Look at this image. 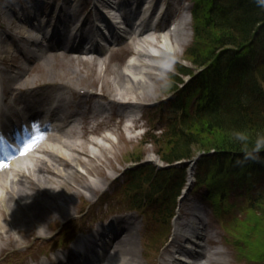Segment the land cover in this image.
<instances>
[{
  "label": "rangeland",
  "instance_id": "rangeland-1",
  "mask_svg": "<svg viewBox=\"0 0 264 264\" xmlns=\"http://www.w3.org/2000/svg\"><path fill=\"white\" fill-rule=\"evenodd\" d=\"M56 2L60 4L61 0H56ZM63 2L64 1H62V3ZM68 5H70V3H68ZM12 8H15V6H12ZM6 12L13 14V11L8 10L6 7V3L0 4V18L3 23H9L8 17L5 16ZM172 36H174V33H172ZM191 40L192 36L186 47L191 43ZM126 56L123 52L116 53L109 61V65L107 66L109 71L106 73H104L105 67H102L100 64H87L88 62L83 61L87 64L86 65L83 64L81 60L72 59L70 56H59L57 59L50 58L46 60L44 66L39 65L35 67L29 76H39L46 81L53 79L73 80L76 88L91 87L99 90L103 89L104 92L109 93V91L115 89V83L109 86L106 81L109 79L113 81L114 76H116L115 72L120 75L119 84H123L124 66L121 64V61L124 62ZM181 57L182 56L178 57V59ZM169 65L172 69L174 68V62ZM79 69H83L82 71L86 72L87 75L85 76L84 74L79 78H74L75 75H81L75 74V71ZM166 76V73H164L162 78H156L155 75H153V86L147 89H137L134 94L136 96L138 94L140 97H146V100L151 103L154 102L155 104L163 96L162 84L167 80ZM124 84L126 83L124 82ZM143 119V122L136 123L140 128L139 130H133L132 128L128 130L127 126H119V124H116L118 126L113 129L97 131L96 134H94L92 139L97 143H89L88 146L90 153L96 161H90L87 160L86 157L84 158L86 159L85 161H88V167L92 168L94 165L100 166L95 167L96 172L94 171L95 174L90 179L92 185L96 187L97 190L93 191L81 188V195L77 196L71 194L72 200H70L67 196L68 192L66 189L57 188L56 185H54L51 189L57 193V195L55 194L56 198L54 200L49 198L50 200L47 201L51 203V205L41 204L35 206V210L38 211V220L33 219V217L29 215L25 216L24 211L15 204L13 206L18 210L16 214H12L11 212L8 215L6 213L7 211H2L0 232L3 231V233L0 234V264H27L32 259H38L41 254L51 247L63 245L62 241L70 238L76 230H87L95 220L102 216L109 217L112 214L114 211L113 209L118 206V204H116L118 200L113 193L123 179L121 173L124 170L125 162L131 159V157L140 156L142 152H148L149 156H147V158H150L153 151L151 145L144 146L143 144L145 141L143 133L150 126L146 116ZM158 125L160 126L162 124L160 123ZM71 135L77 139L78 143L81 142L79 139H82L80 136L83 135L77 133ZM89 136L90 135L86 134L84 137ZM218 142L222 141L218 139ZM220 144L224 145V143ZM70 153L74 155V157L77 156L76 152H71L70 150ZM45 158H48L49 162L51 161L49 155L45 156ZM55 161L57 162L56 165L58 164L56 168L60 167L62 171V166L59 164V161ZM227 161L226 166L221 165L223 168L222 170L231 169L234 171H229L225 175L226 179L223 186L220 185L218 187V185L215 184L214 188L218 187L217 189H220L226 187L230 194L232 191V199L227 202V205H231L230 213L231 216H233L240 203L237 201V199H239V197H237L238 192L241 191L243 193L246 188L251 191L253 187L255 190H258L264 184V170L256 173L250 170L253 165L247 162L246 166H250V169L248 171H238L234 168H236V166L238 167L239 163H235L236 166L228 168V163L234 162L230 161V159ZM51 162H53V160ZM254 164L264 166V158L254 160ZM81 167L77 165V168H80L79 171L86 169L85 166ZM100 170H103L104 173L100 172ZM75 171L78 172L75 169H68L65 172L76 173ZM107 174L109 178L106 177ZM52 178L55 179V183L57 182L59 186L62 179L60 177ZM195 193L193 198H199L198 196L200 193ZM239 195H241V193ZM53 202L56 203L54 207L52 204ZM250 206L251 207H247L246 214L241 220V223L237 225L236 229L231 227L233 230L232 237L226 236L227 232L224 229L225 221L220 218L221 224L215 219V222H218L217 226L220 232V244L217 249H223V252L216 256L217 260L215 259L216 261L213 262V264H224L222 263L223 260H225V264H264V201L260 202L258 205L252 204ZM54 209L68 212L66 215L55 218L52 216ZM19 214H21V218H19ZM129 224H131V226H136V228L133 227L131 231L132 235L129 238L126 237L122 245L115 246L112 253L110 252L112 258H114V256L115 258L120 257L122 260L124 258H129L134 260V262L136 261L135 264H147L146 257L144 256L145 251L143 249L141 219L139 217H131L129 219ZM19 228H24V231L19 230ZM5 229L9 230V239L5 237V235H7L4 232ZM40 236H43V238L38 239ZM50 236H54L53 239H51ZM225 238L229 239L231 245ZM234 241L238 243L233 246L232 244ZM161 251L163 252V250ZM155 255L156 253L150 256V262L148 264H157L156 258L161 254L158 257Z\"/></svg>",
  "mask_w": 264,
  "mask_h": 264
},
{
  "label": "trees",
  "instance_id": "trees-1",
  "mask_svg": "<svg viewBox=\"0 0 264 264\" xmlns=\"http://www.w3.org/2000/svg\"><path fill=\"white\" fill-rule=\"evenodd\" d=\"M195 33V43L187 54L197 66L208 67L176 101L183 112L176 114L163 151V159L170 163L191 157L193 147L244 151L245 142L233 135L237 130L248 134L249 146L258 134H264V89L260 82L264 83V5L258 0H206L205 8L197 12ZM220 47L227 49L217 53ZM180 69L184 74L192 72ZM193 96L195 115H190L186 111ZM158 174L164 178L165 182L158 184L166 186L165 195L174 198L184 173L176 182L169 177L173 176L169 170ZM149 176L152 180L155 175ZM263 201L264 194L256 204Z\"/></svg>",
  "mask_w": 264,
  "mask_h": 264
},
{
  "label": "bare ground",
  "instance_id": "bare-ground-1",
  "mask_svg": "<svg viewBox=\"0 0 264 264\" xmlns=\"http://www.w3.org/2000/svg\"><path fill=\"white\" fill-rule=\"evenodd\" d=\"M111 0H97V3H100L102 7L110 6ZM152 7L151 11H155L156 9V2ZM166 1V0H165ZM105 10V9H103ZM33 13V11H32ZM31 13V14H32ZM154 13V12H153ZM28 14L29 20H21L24 22H27L30 24V21L33 22V18H35L33 15ZM102 13L100 11H97V15H101ZM44 12H39V18L42 17L43 21H39V25L36 28V35L30 34L27 30L25 31V34L21 36V38L26 41L27 43L34 42L37 45L41 44V41L45 38V36L39 37V32H42L44 30V26H47L49 24V18L44 19L45 17ZM73 16L74 18L71 23V29L75 31V29L78 28V16L79 13L76 8L73 9ZM35 20V19H34ZM31 25V24H30ZM33 26V25H32ZM26 29V28H25ZM92 31V29H91ZM38 32V35H37ZM44 32V31H43ZM93 32V31H92ZM181 32L177 33L175 32V38H176V44H172L170 34H161V35H154V40L151 39V41L147 40V38H140L139 39V48L138 51H141L142 53H138L139 56H141V69H147L152 68L151 64L149 63L151 59L155 57V54H159L160 52L157 50L160 46L166 48L168 51H176V53L180 54L182 53L184 46L188 42V37L181 38ZM40 38V39H39ZM13 45L16 46V42H13ZM152 49L155 51L154 57L151 56L148 51ZM11 52H14V47H12ZM2 56V53H0V57ZM37 56V55H36ZM35 56V57H36ZM54 59H57L59 57L58 53L53 54ZM157 58H161V56H158ZM36 59H40V61H37L38 63H41L43 58L37 56ZM78 60H81L80 57H77ZM146 59V60H145ZM44 60V59H43ZM155 60V59H153ZM146 61V62H145ZM104 61H101V65H103ZM83 64H86L82 62ZM105 63V62H104ZM79 64V63H75ZM87 64H93V62L89 61ZM86 64V65H87ZM95 64V63H94ZM139 69V65L137 66ZM133 69V68H131ZM138 69H133L134 74H137ZM83 70V69H82ZM81 69L78 71H75V74H81V75H75L74 78H79L85 74L86 72H83ZM141 71V70H140ZM139 71V72H140ZM106 73V69H105ZM122 74V73H120ZM114 79L111 81L110 79L106 81V83L111 86L115 83V89L111 90L113 94L111 95L112 98L110 102L115 106H118L121 104V98L126 99L127 97L132 96L135 99H141V97L137 94V96L134 94L137 89H146L150 87L149 83L147 81L138 80L134 84H124L125 78L123 76V84H119L120 81V75L119 73L115 72ZM101 76V75H100ZM147 78L149 79V82L153 78L152 75L146 74ZM23 75H21L20 79H22ZM142 81V82H141ZM37 79H32L31 83H36ZM126 83V82H125ZM23 85L28 86V84L23 82L22 80H15L13 83H8V87L12 92H16L23 88ZM73 80L67 81V83L58 84L56 85V88L52 90L51 96L58 98V102L61 100H65L67 102L72 101V92L75 89ZM37 88H40L39 86H32L29 87V90H35ZM130 95V96H129ZM93 99H108V96L106 94H99L98 92L93 95ZM78 103V102H75ZM65 106H68L66 104H63ZM76 109V108H75ZM75 109H69L75 110ZM65 112V111H64ZM76 112V111H75ZM67 113V112H66ZM72 114L73 112L70 111L67 113L69 116V119L67 118V115L64 114V117L61 119L63 123H67V127L69 129L77 131L80 126L77 124H72ZM69 120L71 123L68 124ZM54 126H57L55 124ZM85 131H89L87 127H85ZM95 131V130H90ZM82 139H79L81 142L78 143L77 139L71 134H67L66 138H62L60 135H56L55 137H47L44 139L43 142H40V148L41 152L49 154V157L53 160L52 163H48L46 160L37 159V161H42L41 164L36 163L33 167H30L27 164H24L26 167L23 169V165H19V167L15 164V167L13 166V176H9V174L5 173V175H0V223H1V217H2V211H7L6 213L9 215L11 212L12 214H16L18 210H16L13 206L14 204L17 205L20 209L24 211L25 216L33 217V219L38 220L39 216L38 211L35 210L36 205H51V203H48L47 201L51 199H55L57 193L54 192L53 189H51L54 185H56L57 188L66 189L70 200H72V195L75 194L77 196L81 195V188H86L88 190H97L96 187L92 185L90 182V175H94L95 167H100L99 165H94L92 168L88 167V161H96V159L93 157V155L89 151L88 144H96L97 142L93 139H89L86 137L80 136ZM106 138V137H105ZM76 152L77 156L74 157L70 153ZM50 153H54V155H51ZM56 156V158H55ZM59 161V164L62 166V171L60 170V167L56 168V161ZM23 164V163H22ZM77 165L85 166L86 167V174L82 175L80 173H73V172H65L68 169H77ZM25 170H29V173H27ZM21 177L15 179L18 176V172H23ZM96 172V171H95ZM100 172L104 173L103 170H100ZM52 177H60L61 183L58 186L57 182L55 183V179ZM109 178V175L107 176ZM190 180V179H189ZM56 194V195H55ZM71 195V196H70ZM72 202V201H71ZM53 207L55 206V202L52 203ZM50 207V206H49ZM14 208V209H13ZM49 209V208H47ZM13 210V211H12ZM50 210V209H49ZM189 211V212H188ZM68 211H61L60 209H54L52 216L55 218L61 217V215H66ZM37 217V218H36ZM19 218H21V214H19ZM40 221V220H39ZM28 222V221H27ZM1 226V224H0ZM6 227V226H5ZM130 227V226H129ZM174 235L172 236V244L177 243L176 241L182 239L183 242H181L180 245L177 246V253L179 256H182L181 258H190L192 255L194 256V263L195 264H210L212 263L216 258L215 255L218 253L211 252V251H204L201 253V250L204 249L202 247L203 242H205V239L207 235H205L206 230V224L202 217V210L199 206H187L186 208L181 207L179 209L178 215L175 218L174 221ZM122 232L120 235L115 237L111 244L112 250L115 248V246H120L122 243H124V239L126 237L131 236V227H125L124 225L120 227ZM113 229V230H112ZM112 229L109 230V237L113 236L117 233V231H114L115 229L112 227ZM19 230L24 231V228H19ZM119 231V230H118ZM9 239L8 232L9 230L4 231ZM0 232V234H2ZM110 250H108L109 252ZM108 252L106 253L108 257ZM200 252V254L198 253ZM111 257V258H110ZM180 258V259H181ZM109 264H134V260H131L129 258H124L123 260L118 258H112V255L109 256ZM185 261L175 259L172 263L173 264H184ZM75 264V263H74Z\"/></svg>",
  "mask_w": 264,
  "mask_h": 264
},
{
  "label": "clouds",
  "instance_id": "clouds-1",
  "mask_svg": "<svg viewBox=\"0 0 264 264\" xmlns=\"http://www.w3.org/2000/svg\"><path fill=\"white\" fill-rule=\"evenodd\" d=\"M258 3L264 5V0H258ZM235 138L239 141L245 142L243 144L245 155L242 159L238 160V163H246L249 159L259 160L261 150H264V134H258L256 139L251 146L248 145L247 141L249 136L245 131L237 130L233 133Z\"/></svg>",
  "mask_w": 264,
  "mask_h": 264
},
{
  "label": "snow or ice",
  "instance_id": "snow-or-ice-1",
  "mask_svg": "<svg viewBox=\"0 0 264 264\" xmlns=\"http://www.w3.org/2000/svg\"><path fill=\"white\" fill-rule=\"evenodd\" d=\"M40 137H38V139H39ZM0 139H2V137H0ZM34 143H35V141L33 142V144H29L28 146H27V148H30V147H32L33 145H34ZM27 148L25 149V151L27 150Z\"/></svg>",
  "mask_w": 264,
  "mask_h": 264
}]
</instances>
